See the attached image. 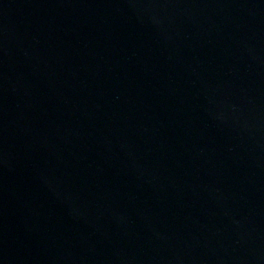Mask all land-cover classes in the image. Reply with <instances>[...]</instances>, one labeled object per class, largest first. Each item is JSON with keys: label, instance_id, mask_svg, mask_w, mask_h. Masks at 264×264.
<instances>
[{"label": "water", "instance_id": "95a60500", "mask_svg": "<svg viewBox=\"0 0 264 264\" xmlns=\"http://www.w3.org/2000/svg\"><path fill=\"white\" fill-rule=\"evenodd\" d=\"M0 264H264V0H0Z\"/></svg>", "mask_w": 264, "mask_h": 264}]
</instances>
